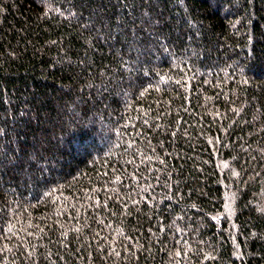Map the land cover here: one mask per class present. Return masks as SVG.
I'll use <instances>...</instances> for the list:
<instances>
[{"label": "trees", "instance_id": "obj_1", "mask_svg": "<svg viewBox=\"0 0 264 264\" xmlns=\"http://www.w3.org/2000/svg\"><path fill=\"white\" fill-rule=\"evenodd\" d=\"M0 264H264V0H0Z\"/></svg>", "mask_w": 264, "mask_h": 264}]
</instances>
